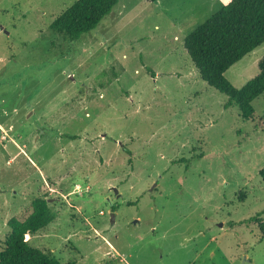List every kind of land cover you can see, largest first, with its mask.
Masks as SVG:
<instances>
[{"label": "rangeland", "instance_id": "374dc122", "mask_svg": "<svg viewBox=\"0 0 264 264\" xmlns=\"http://www.w3.org/2000/svg\"><path fill=\"white\" fill-rule=\"evenodd\" d=\"M74 1L0 0V250L42 196L24 238L61 263L264 264V93L243 119L183 46L230 0H118L69 40L49 26Z\"/></svg>", "mask_w": 264, "mask_h": 264}, {"label": "trees", "instance_id": "16d2710c", "mask_svg": "<svg viewBox=\"0 0 264 264\" xmlns=\"http://www.w3.org/2000/svg\"><path fill=\"white\" fill-rule=\"evenodd\" d=\"M117 2L75 0L53 18L49 27L69 40H77L82 34L95 29ZM262 43L264 0H230L183 39V46L201 79L227 96L225 108L235 103L245 120L253 118L252 101L264 93V56L257 63V74L241 87H235L225 77V72ZM258 174L264 182V166ZM31 206L32 210L25 218L8 219L9 232L0 250V264H75L74 261L61 263L51 253L32 246L24 238L26 234H35L54 218L42 196L34 197ZM259 226L264 235V224Z\"/></svg>", "mask_w": 264, "mask_h": 264}, {"label": "built area", "instance_id": "2783aa9c", "mask_svg": "<svg viewBox=\"0 0 264 264\" xmlns=\"http://www.w3.org/2000/svg\"><path fill=\"white\" fill-rule=\"evenodd\" d=\"M75 189H79V186H78V185H76V186H75Z\"/></svg>", "mask_w": 264, "mask_h": 264}, {"label": "water", "instance_id": "95a60500", "mask_svg": "<svg viewBox=\"0 0 264 264\" xmlns=\"http://www.w3.org/2000/svg\"><path fill=\"white\" fill-rule=\"evenodd\" d=\"M112 217H113V213H112V215H111Z\"/></svg>", "mask_w": 264, "mask_h": 264}, {"label": "crops", "instance_id": "0c3cea01", "mask_svg": "<svg viewBox=\"0 0 264 264\" xmlns=\"http://www.w3.org/2000/svg\"><path fill=\"white\" fill-rule=\"evenodd\" d=\"M1 126V125H0Z\"/></svg>", "mask_w": 264, "mask_h": 264}]
</instances>
